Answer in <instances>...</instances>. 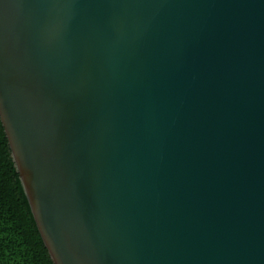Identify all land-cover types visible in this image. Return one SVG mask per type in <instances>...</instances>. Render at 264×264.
Segmentation results:
<instances>
[{
	"label": "water",
	"instance_id": "water-1",
	"mask_svg": "<svg viewBox=\"0 0 264 264\" xmlns=\"http://www.w3.org/2000/svg\"><path fill=\"white\" fill-rule=\"evenodd\" d=\"M0 115L55 264H264V0H0Z\"/></svg>",
	"mask_w": 264,
	"mask_h": 264
},
{
	"label": "trees",
	"instance_id": "trees-1",
	"mask_svg": "<svg viewBox=\"0 0 264 264\" xmlns=\"http://www.w3.org/2000/svg\"><path fill=\"white\" fill-rule=\"evenodd\" d=\"M0 264H55L23 187L1 115Z\"/></svg>",
	"mask_w": 264,
	"mask_h": 264
}]
</instances>
